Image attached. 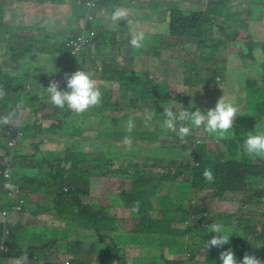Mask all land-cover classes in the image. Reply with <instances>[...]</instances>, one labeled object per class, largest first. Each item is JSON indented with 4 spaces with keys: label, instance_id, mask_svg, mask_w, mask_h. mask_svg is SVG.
Wrapping results in <instances>:
<instances>
[{
    "label": "rangeland",
    "instance_id": "rangeland-1",
    "mask_svg": "<svg viewBox=\"0 0 264 264\" xmlns=\"http://www.w3.org/2000/svg\"><path fill=\"white\" fill-rule=\"evenodd\" d=\"M25 1L0 0V14L3 16V23L13 26L12 29H3V32L8 36L0 43V65L3 67L5 63L6 66V61H9L8 73L15 74L20 68L22 74L42 75L45 79L56 74H64L71 68H77L80 56L72 55L67 48V39L74 38L79 30V21L76 12L73 11V1L77 0L59 1L54 4L52 14L50 10H46L48 14L42 12L40 18L35 16V13H40V11L36 12L35 8L30 11L28 7H23L27 4L23 3ZM32 1H34L33 4L29 0V5H34L35 1L46 0ZM99 2L104 10L103 16H106L105 23L102 18L99 20L104 23L106 32L112 31L108 36V43H106L107 54L113 50L112 46L114 45L117 50L111 56L112 65L110 64L100 73L93 74L94 72L90 71L96 82L102 81V75H106L108 72H116L120 75L118 71L121 67L129 69L133 66L140 74H149L153 80L161 84V87L167 88L170 92L168 96L175 98L177 94H181V97L186 98L188 103H195L196 109L202 112L213 109L218 100L224 96L226 102H232L238 108L234 127L229 130L227 136L234 137L236 135L238 138L247 136L249 132L264 133L262 126L264 124V102L261 103V100H264V47L256 45L255 49L250 52L249 47L245 44L247 41H264V0H224L222 16L213 20L212 26L207 27L206 36L211 40V43L205 47L191 42L184 43L177 37L171 36L168 22L173 7L178 6L185 12L191 13L194 10L204 9L207 6V0H112V2L99 0ZM117 8H123L128 12L127 19L112 21V13ZM129 21V24H125ZM93 23H90V26ZM15 25L16 27H14ZM133 31H142L146 35L142 48L134 49L131 44L127 47L126 42L129 41V38L131 40ZM120 34L123 37H120ZM11 35L13 41H20L29 50V54L26 52L22 56L24 58L21 60L22 64H19L20 61L18 63L10 61L11 52L7 49L6 44ZM126 48H128L127 53L119 51ZM30 55H35L36 58L29 59ZM193 65L200 70V74L197 76L199 81L187 85L185 78L188 73L190 74L188 71ZM78 66L85 70L89 64L81 62ZM215 70L219 71L214 76L216 81L207 82L206 79ZM208 71L210 72L208 73ZM107 85L111 94L114 95V101L121 98L117 82ZM251 85H253L252 88ZM37 94L47 96L48 105L42 109L41 102L31 103L28 100L29 96H26L22 100L24 106L17 107L18 116L14 118L15 124L16 119L18 122L20 121L24 134L19 141L20 144L15 148L25 158L23 163L15 162L14 171L17 177H27V179L35 181V184L39 183L40 185L42 179L49 176L46 167L50 161L54 160L51 158V153H55L57 150L60 151L61 158H66L69 152L68 161L63 162L67 166L78 159L74 156V151L89 153L94 159V163H91L94 164V168L104 166L105 157H99L98 154L110 150L108 153L111 154L107 155L106 161L114 162L105 167L104 172L100 170L92 172L88 180H83L81 183L84 188H89L90 195L88 197L94 205L105 204L108 199L116 197V193L123 190L126 184L133 179V177H129L126 182H123V177L115 173V169L119 166H123L129 172L139 169L156 179L170 172L175 175L178 181L190 178L189 174L177 175V173L179 168L185 169V165L188 164L179 156L181 154L179 148L185 145L188 149L194 148L195 139L193 137H186L187 143H182L180 138L170 140L166 134H163L160 137L154 136L157 140H131V144L126 145L123 142L124 139H120L125 133H122L118 127L127 124L128 119H121L123 112L117 108L100 110L101 102L84 113L78 114L67 106L63 109L56 107L51 102L49 94L44 92V87ZM132 95L133 93L127 92L126 98L128 102L133 99L132 102L136 109L132 111V115L137 118L133 130H139L145 126L147 121L145 118L150 120L151 118L148 116L154 115V108L147 110L148 115L143 114L145 121L138 123L139 117L135 115L140 114L138 107L142 103V98H135ZM179 100L180 103L174 106L175 112L186 103V101ZM176 114L178 115L177 112ZM60 122L62 127L75 126L83 130L79 133H68L66 128H61ZM50 124H55V126L58 124L57 131H50L48 128ZM34 125L39 128H34L33 132ZM147 127H149V132H157L160 128L153 121L148 122ZM235 128H237L238 135L235 133ZM103 129L110 131L109 137H102L108 136V133ZM203 131H205L203 127L197 128L198 133L196 134L201 138L196 140L197 143L204 141ZM113 132H119V135H122L114 136ZM44 136L48 139L43 142L40 149L35 142H39ZM9 140L6 139L4 144L12 150L9 147ZM215 140L216 138H211L210 134L206 135L205 141L207 145L210 144V147L214 148ZM157 144H168V149L156 148ZM219 148L223 152L222 148ZM151 150L152 154L159 156L158 159H154L155 156H147ZM2 151L3 149L0 147V152ZM117 154L120 156L119 158H115ZM50 158L51 160H49ZM75 166L79 167V164L76 163ZM86 169V164H82V170ZM157 180L161 184L162 179ZM166 182L173 183L175 189L180 191L179 183ZM76 184V180L69 181L65 187L68 189L70 185ZM260 185L264 186V181L258 178L251 181L248 199L242 193L235 192H227L219 197L215 194L214 189H193L192 195L193 199L210 214L213 212L235 214L236 230L232 233H238L243 227L237 223L239 219L242 221L248 219L252 223L251 225L260 226L259 219L264 211V203L254 202L252 194V188L255 189ZM27 186L36 189L35 192L45 193V195L50 194L51 191L32 188L30 184ZM180 187L183 193H187L191 189L189 186ZM165 189L168 191L167 186ZM52 193L56 194V191L52 190ZM53 200L54 198L51 197L41 199L38 203L34 199H30L28 202L27 199L25 208L28 207L30 214L25 216L18 228L14 227L15 223H10L12 224L10 235L13 238L9 236L6 243L9 244L13 239L19 242L24 250L32 251L31 249H34L35 246L42 247L47 242L56 239V250H48L44 256L36 255L37 258L27 256L28 264H62V261L65 264H97L103 258L99 253L103 245L97 240L96 233L92 229L85 228L83 223H77V220L72 217L75 213H70L69 209L66 210V213L69 214L68 217L63 214L64 209L63 213L57 212V205L52 203ZM60 202L61 205L69 206L68 201L60 200ZM114 205L115 207L110 209L111 213L128 214L125 208L118 206L117 200ZM69 207L73 209V207ZM208 219L209 216H206L205 222H208ZM12 220L18 222L20 217L16 216ZM187 238V235H184L178 238L177 242L162 246L164 248L156 243L136 246L133 243L125 242L127 244L125 254L135 258L134 264H147V258L160 259L163 263L161 256L172 261H184L191 257V252L187 249ZM69 239L70 242H67ZM77 239L82 241L79 243V253L74 256L72 253H68L66 256L65 250H76L75 240ZM105 240L111 242V237L106 236ZM197 254L201 259L203 249L201 248ZM15 261L14 258L5 259L4 264H15ZM184 264H192V262L185 261Z\"/></svg>",
    "mask_w": 264,
    "mask_h": 264
},
{
    "label": "trees",
    "instance_id": "trees-1",
    "mask_svg": "<svg viewBox=\"0 0 264 264\" xmlns=\"http://www.w3.org/2000/svg\"><path fill=\"white\" fill-rule=\"evenodd\" d=\"M27 1V0H26ZM59 1L64 0H49L52 4H57ZM99 1V0H98ZM71 2V0H69ZM83 0H81V3ZM224 0H207V6L204 9L194 10L191 13L185 12L182 8L175 6L170 11L169 16V34L171 36L177 37L184 43L191 42L193 44H199L201 47L209 46L211 40L206 36V30L208 26L214 24L215 19H219L222 16V6ZM44 3V4H43ZM40 13L38 12L35 16L41 17L42 12H45V7L47 6V1H40ZM100 5V2H99ZM0 43L5 40L8 36L3 29H12L13 26H9L3 23V16L0 14ZM93 23L90 28L96 30L95 41L99 44L103 41V32L102 27L97 28V25ZM16 27V25L14 26ZM34 28V26H32ZM34 30V29H33ZM17 36V35H16ZM208 41V42H207ZM130 42V40L128 41ZM245 44L249 47L250 52L255 49L256 45H261L264 47V41H247ZM65 45V44H64ZM7 49L11 52L10 61L11 62H21L24 59L22 56L26 52L29 54V50L25 48L24 44L20 41H13L12 35L10 40L6 44ZM90 51V48L87 49V52ZM35 55H30L29 59L34 60ZM85 63L89 64V67L85 69L86 72H94L93 74L100 73L99 68L94 69L91 66L90 60H83ZM82 61V62H83ZM9 61H6V66L0 65V91L4 93L3 97L0 98V147L3 149L0 152V170L1 160L5 155L10 154V150L4 144L6 139H18L19 141L23 137V132L21 130L20 121L16 119V124L14 118L18 116V106H24L22 100L24 97L29 96V102L36 103L41 102L43 104L42 109L48 105L47 96L37 94L38 91L44 87V92H47L46 88L49 87L44 82H42L45 77L42 75H26L22 74V70L19 68V71L15 74H10L7 72V66ZM23 62L19 63L22 64ZM5 67V68H4ZM93 68V69H92ZM6 69V70H5ZM99 69V70H97ZM82 70L80 67L77 69ZM118 75L116 72H112L110 78L107 77V74L102 75V81L97 83V86H101L104 82H118V89L121 91V98L117 101H114V95L111 94L110 89L101 88L102 92V105L99 107L100 110H110L117 108L119 111H122L121 119H132L135 124V118L132 115V111L136 108L133 105V99L127 101V92L133 93L132 97L142 98V103L138 107V116L139 122L141 123L145 120V126L139 130H132L131 132L127 131V124H124L120 128L124 135H119V132H113L114 136H121L120 139H124L126 136L130 137L133 141L139 140H157L154 136L160 137L163 134H166L170 140L179 138L175 132L168 130L163 126L166 116L163 109L169 105L177 106L182 101H186V98L181 97V94H177L175 98L168 96L167 88L161 87V84L153 80L149 74H140L139 71H136L133 66L129 69L126 67H121L119 69ZM190 74L188 73L185 78L187 85L193 84L194 82L199 81L197 76L200 74V70L194 65L189 69ZM210 71H208L209 73ZM219 71L215 70L211 72L206 81H216L214 76L217 75ZM59 76V75H53ZM101 84V85H100ZM254 85V84H253ZM253 85L250 87L252 88ZM264 88V86H263ZM62 90L67 91V87H64ZM114 101V102H113ZM263 103L264 100H261ZM113 102V104H112ZM161 102V103H160ZM154 108V115L148 116L145 118L146 111ZM175 110V108H174ZM195 103H186L177 109L179 115L180 112L195 111ZM37 112V111H36ZM143 116V117H141ZM8 117V123L3 122V118ZM17 118V117H16ZM145 118V120H143ZM153 121L156 126H160L157 132H149V127H147L148 122ZM159 123V124H157ZM262 123V122H261ZM189 126L191 128L190 135L187 137H193L195 139L194 148L188 149L187 145L181 146V154L179 155L182 159L188 162L185 165V169L179 168L178 174L184 173V175L189 174L188 178H183L181 181H178L171 172L165 174L161 178V184L158 183V180L151 176L146 175L145 172L137 169L132 172H129L123 166H119L115 169V173L120 177H123V182L129 177H133L131 182L126 184V187L116 193V197L111 200H107L105 204L94 205L91 203L88 195H90L89 188H84L81 183L83 180H88V177L92 172L95 171H105V167L109 166L114 161H106L108 152L99 153V157H105L103 165L98 168H94V159L91 158L89 153H81L74 151L73 154L78 159L73 161L70 166L63 164L64 161H68L67 153L66 158L60 157V151L57 150L55 153H51L56 163L63 164L59 169H56L55 166H52L48 169L49 176L43 178L41 184L47 189L38 187H33L34 182L27 177H18L17 183L12 182L11 187L4 189V185L7 182L3 175L0 173V212L3 209L10 208L11 205L15 204L18 200L23 199L28 202L30 199L38 202L41 199L54 198L53 204L57 205V212L63 213L68 217L66 210L69 209V212L75 213L72 217L77 220V223H83L85 228L92 229L96 235L99 243H102L103 248L99 253L102 254V259L97 262V264H134L135 258L126 256L125 248L127 244L125 242H130L136 246L142 244H152L156 243L160 247L164 245H171L177 242L178 238L187 235V249L191 252V257L185 259L184 261H172L170 259H163V263L160 259H149L146 260L147 264H184L185 261H191L192 264H222V261L219 259L220 253L225 250L231 249L235 254L238 260H242L245 254L255 255L258 259L261 260L264 264V211L261 213L259 219L260 226H253L248 219H239V224L243 227L238 233H232L236 230L235 226V214L230 213H220L213 212L208 213L203 209L194 199L192 195V190H209L214 189L215 194L219 197H222L227 192L242 193L246 199L250 196L251 191V181L255 178L264 181V157H249L245 154L244 151V140L245 137H238L235 135L227 136V138H219L215 135H210L211 138L215 139V146L210 147V144H206V135L207 132L203 131L204 141H199L201 139L198 136L197 128L192 126L188 120L177 121V129L181 126ZM66 128L68 133H79L83 129L77 128L75 126L62 127ZM58 126V124H57ZM57 126L55 124H50L48 127L50 131H57ZM263 130H264V124ZM37 125L32 127L33 132L34 128H37ZM39 128V127H38ZM59 128V126H58ZM60 128V129H61ZM90 128H92L90 126ZM102 129V128H101ZM85 130V129H84ZM236 134L238 135L237 128H235ZM108 133L109 137L110 131L103 129ZM261 133V132H258ZM43 134V133H42ZM113 137V136H112ZM48 139L44 136L40 139L39 142H35L37 147H41L43 142ZM168 145V144H167ZM165 144H157L155 147L159 149L167 150L168 147ZM222 148L223 152L220 151ZM40 148V149H41ZM225 148V150H224ZM155 150L154 148H152ZM188 149V150H186ZM16 162L23 163L25 158L15 150ZM13 155V156H14ZM157 154H152V150L148 153L147 156H155L154 159H158ZM117 154L115 158H119ZM170 158L169 156H167ZM78 162L80 165L79 169L74 167V163ZM82 164H86L87 169L82 170ZM24 168V167H23ZM205 168H210L214 174V180L208 182L203 177V172ZM25 169V168H24ZM91 170V171H90ZM82 175V177H81ZM77 181L76 185H70L67 191L62 189L63 186L68 185L69 181ZM172 181L179 183V192L175 189V185ZM17 184V185H16ZM30 184L33 188H40L41 190H51L50 194L37 193L36 189H31L27 185ZM36 185V184H35ZM167 186L168 191L165 189ZM180 186H189L191 189L187 193H183V190ZM58 189V191L56 190ZM52 190H56L57 194L52 193ZM253 201L264 203V186H259L253 189ZM118 206L125 208L128 211L127 215H122L121 213H111L110 209L114 208V203L116 200ZM60 200L68 201L69 206L73 207L71 209L69 206L61 205ZM44 206L43 203H41ZM28 210V207H27ZM61 215V214H59ZM209 216L208 222H205V217ZM220 223L225 226L226 234L230 237L229 244L223 246V248L212 247L208 248L207 242L211 240L213 236L217 235L216 233H211L209 231V226L213 223ZM245 223V224H244ZM12 228V225H9ZM12 230V229H11ZM235 235V236H234ZM106 236L111 237V242L105 240ZM13 238V236H11ZM47 242L42 245V247L35 246L34 249L27 251H20V243L15 240H11L8 244L7 250L0 251V262L2 259L14 258L15 260L20 257L22 254L30 256L35 253L40 254L43 251L56 250L57 242L55 241ZM2 237L0 236V244ZM70 242V239L67 241ZM79 239L75 240L77 243V248L75 251H66V256L68 253H72L74 256L79 252L80 246ZM164 248V247H162ZM203 249L202 258L198 256V251ZM198 257V258H197ZM14 262V261H13ZM62 264H65L63 261Z\"/></svg>",
    "mask_w": 264,
    "mask_h": 264
},
{
    "label": "clouds",
    "instance_id": "clouds-1",
    "mask_svg": "<svg viewBox=\"0 0 264 264\" xmlns=\"http://www.w3.org/2000/svg\"><path fill=\"white\" fill-rule=\"evenodd\" d=\"M88 0H83V12L81 15V19L85 16L86 11H87V5L86 2ZM96 2V6L93 9L92 13L94 15V20L89 22L88 24V33L91 30L90 28V23L94 22L95 19L97 18V15L95 13V10L100 6L98 0H94ZM128 17V12L123 9V8H117L111 16V19L113 22L121 21L122 19H127ZM81 19H79V30L78 34L81 31ZM130 23V21L128 22ZM95 31V37L93 39V43L90 45L83 47L82 51L80 54L76 55L71 52V50L68 48V51L74 55V56H80L79 63H81L83 60H90L96 61V56L98 54L97 49H96V44L98 43L95 41L96 38V30ZM77 34V35H78ZM76 35V36H77ZM145 34L144 32H136L133 31L131 33V40L130 44L134 49H139L144 46V41H145ZM68 40V39H67ZM66 46V44H65ZM90 48V51L87 52V49ZM84 62V61H83ZM97 62V61H96ZM111 65L113 64V61L110 63ZM100 67H102V62H99ZM79 66L77 65V69ZM73 72V74L71 73ZM70 74V75H69ZM57 75V74H56ZM59 76H65L66 83L65 85L60 89L58 83L53 81L49 87L46 88L51 102L58 108L63 109L65 106L70 108L73 112L75 113H84L87 111L89 108L95 107L101 103L102 100V92L101 88L105 89H110L109 86L107 85L108 83H113V82H104L102 83L101 86H97L96 80L93 78V74L90 72H86L84 70H78L76 71V67L71 68L64 74H60ZM53 77V76H51ZM118 83V82H117ZM119 84V83H118ZM64 87H67V91L62 90ZM119 87V86H118ZM4 93L0 91V98H2ZM164 114L166 116V119L164 120L163 126L167 128L168 130H171L172 132H175L178 137L180 138L182 143H187L186 137L190 135L191 128L189 126H184L183 124L177 129L176 123L177 121H185L188 120L192 126L195 128H201L203 127L204 130L210 134V135H215L221 139L227 138V133L229 132L230 129H233L234 127V121L235 118L238 116V108L232 103V102H226L224 96H222L216 106L213 109H209L207 112H202L199 109L188 112V111H183L180 112L179 115L176 114L174 111V105H169L168 107L163 109ZM9 118L4 117L3 122L8 123ZM134 128V121L130 118L127 121V131L131 132ZM12 140H16V143L14 146L10 145V142ZM124 144L130 145L131 144V138L126 136L124 138ZM18 145V139L13 138L9 140V147L12 149L10 150L9 155H14L15 154V148ZM244 151L245 154L248 155L249 157H264V133H253L249 132L247 134V138L244 140ZM9 155H5L9 156ZM1 160V167L2 169L5 168V165L3 163L4 158ZM51 158L53 159V156L51 155ZM51 158L49 160H51ZM64 160V158H63ZM13 161H14V169H15V162L16 158L15 155L13 156ZM78 162L74 163V167L76 169L80 168L76 167L75 164ZM79 164V163H78ZM55 166L56 169H59L63 166V164L56 163L54 160L50 161L48 163V166L46 169L48 170L50 167ZM1 169V170H2ZM0 170V171H1ZM203 177L206 181L211 182L214 180V174L210 168H205L203 172ZM17 175L15 174L14 171V181L18 182L17 180ZM39 185L36 184L33 187H37ZM43 189H47L45 186H43L40 182L39 185ZM66 186V185H65ZM63 186L62 189L64 191H67L66 187ZM32 187V186H31ZM32 187V188H33ZM58 191V189H56ZM55 190V191H56ZM57 194V192H56ZM25 201V205H26ZM12 205L10 206V208ZM8 208V209H10ZM6 210V209H3ZM2 210V211H3ZM27 210V208H24V211L17 214L16 216L21 215ZM29 210V209H28ZM27 210V211H28ZM1 211L0 218L2 219V222L0 223V236L3 238L5 237L6 241L9 239L11 227L9 225L12 222V218L10 217L6 219L3 217ZM30 214V212H29ZM15 216V217H16ZM15 227V226H14ZM209 231L211 233H216L217 235L213 236L211 240H208L207 246L208 248L212 247H217V248H223L224 245L229 244L230 237L228 234H226L225 231V226L220 224V223H213L212 225L209 226ZM8 230V232H7ZM27 251V250H23ZM30 257V256H29ZM219 259L222 261V264H262L261 260L258 259L255 255H250V254H245L242 260H238L236 257V254L231 250H225L220 253ZM15 264H28V257L27 255H21L19 258L16 259Z\"/></svg>",
    "mask_w": 264,
    "mask_h": 264
},
{
    "label": "built area",
    "instance_id": "built-area-1",
    "mask_svg": "<svg viewBox=\"0 0 264 264\" xmlns=\"http://www.w3.org/2000/svg\"><path fill=\"white\" fill-rule=\"evenodd\" d=\"M87 5V11L85 16L81 19V31L80 33L75 36L72 39L67 40V47L71 50L73 54H80L83 47H86L93 43V39L95 37V31L91 30L88 33V24L92 20H94V15L92 13L93 9L96 6V2L94 0H88L86 2ZM73 74V72H71ZM70 75V74H69ZM55 81L58 83L60 89L65 85L67 82L65 79V76H54L47 79H44L42 82L50 86V84ZM16 143V140H12L10 142L11 146H14ZM3 163L5 165V168L0 171V173L3 175V178L7 181L4 185V189H8L11 187V183H17L14 181V161H13V155L6 156L3 160ZM17 185V184H16ZM25 208V200L20 199L15 204L12 205L10 209H6L2 211L3 217L6 219L10 217H15L17 214L24 211ZM8 232V230H7ZM8 244L6 243L5 237L2 238L1 244H0V251L7 250Z\"/></svg>",
    "mask_w": 264,
    "mask_h": 264
},
{
    "label": "crops",
    "instance_id": "crops-1",
    "mask_svg": "<svg viewBox=\"0 0 264 264\" xmlns=\"http://www.w3.org/2000/svg\"><path fill=\"white\" fill-rule=\"evenodd\" d=\"M30 1H31L32 4H33L34 1H32V0H30ZM46 1H47V4H46V5H47L46 10H50V12H51V14H52V13H53V8H54V4L50 3L49 0H46ZM108 1H109V2H112V0H108ZM23 3H27V4L23 5V7H25V8L28 7V8L30 9V11H31V9L35 8V9H36V12H37L38 10H40V6H39V5H42V4H39V1H35V4H34V5L31 4L32 6L29 5V3H30L29 0H27V1L23 2ZM36 3H37V4H36ZM43 4H44V3H43ZM46 10H44V11H45V14L47 15L48 12H47ZM73 11L76 12L77 20L79 21V19H81V15H82V12H83V2L81 3V0L73 1ZM25 13H26V12H25ZM95 13H96V15H97V18L95 19L94 23L97 25V27L100 26V27L104 28V23H105V17H106V16H103V13H104L103 8H102L101 6H99V7L95 10ZM36 14H37V13H35V15H36ZM79 15H80V17H79ZM99 18H102V20L104 21V23L101 22V21L99 20ZM125 24H129V23H128V22H125ZM102 32H103V41H102L101 44H99V45L96 44V49H98V54H97V56H96V61H97V62L95 61V63H94V61H92V63H91V66H92L94 69L99 68L101 71H103L107 66L110 65V63H111V61H112L111 56L116 52L115 50H117V49L115 48V45H114V46H112L113 50L107 54V46H106V43H108V36L111 34L112 31H110V32H106V29H102ZM127 35H128V34H127ZM119 36H120V37H123L122 34H120ZM145 37H146V35H145ZM129 40H130V38H129ZM126 44L128 45L127 47H129L130 42H126ZM119 51L122 52V53H127V52H128V48H126V49H122V50H119ZM133 59H134V58H133ZM99 62H102V65H103L102 67H100ZM96 64H97V67H96ZM78 65H80L79 61H78ZM111 73H112V72H111ZM111 73L108 72V73H107V77L110 76ZM97 83H98V82H97ZM29 212H30V211L28 210L27 212H24V213H22L21 215H19V217H20V221H18V222H14V221L12 220V222L16 224L15 228H18V227H19V225L22 223V221L24 220L25 216L29 214ZM19 249H20L21 251L24 250L23 248H21V245H20V248H19ZM46 252H47V251H43V252H41L40 254L35 253V254H33V255H30V257H35L36 255L44 256V253H46ZM22 255H24V254H22ZM35 258H37V257H35ZM4 262H5V258L2 259L1 264H4Z\"/></svg>",
    "mask_w": 264,
    "mask_h": 264
}]
</instances>
